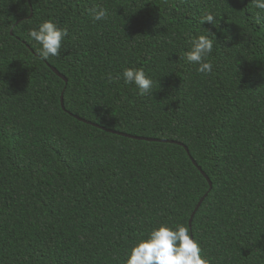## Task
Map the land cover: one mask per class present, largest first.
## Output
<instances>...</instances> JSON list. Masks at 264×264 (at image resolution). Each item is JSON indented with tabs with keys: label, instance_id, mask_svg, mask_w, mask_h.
<instances>
[{
	"label": "trees",
	"instance_id": "trees-1",
	"mask_svg": "<svg viewBox=\"0 0 264 264\" xmlns=\"http://www.w3.org/2000/svg\"><path fill=\"white\" fill-rule=\"evenodd\" d=\"M256 16L250 0H0V264H125L161 224L189 227L211 264H264ZM45 20L68 31L48 61L28 36ZM198 35L207 75L183 59Z\"/></svg>",
	"mask_w": 264,
	"mask_h": 264
},
{
	"label": "clouds",
	"instance_id": "clouds-1",
	"mask_svg": "<svg viewBox=\"0 0 264 264\" xmlns=\"http://www.w3.org/2000/svg\"><path fill=\"white\" fill-rule=\"evenodd\" d=\"M250 5L264 13V0H250ZM93 21H100L108 16V10L102 6L90 9ZM257 24L264 23V16L255 17ZM205 22L215 25L216 17L212 12H205L199 18V23ZM15 26H10L14 31ZM66 28H60L52 20H45L37 28L31 29L28 36L40 47L37 55L42 61L60 55L62 41L67 37ZM190 47L185 52L183 59L196 66L202 74H210L213 64L208 57L213 51L214 41L207 35L194 36L189 41ZM125 84H133L140 96L149 94L154 81L146 75L143 68L125 67L120 74ZM199 242L190 235L189 227L176 225L174 228L165 224L153 228L147 238H141L126 254L125 264H211V260L202 257Z\"/></svg>",
	"mask_w": 264,
	"mask_h": 264
},
{
	"label": "water",
	"instance_id": "water-1",
	"mask_svg": "<svg viewBox=\"0 0 264 264\" xmlns=\"http://www.w3.org/2000/svg\"><path fill=\"white\" fill-rule=\"evenodd\" d=\"M53 71L60 77H62L64 80H66L55 68H53ZM66 83H67V80H66ZM61 102H62V107L64 108L65 104H64V94L62 95V99H61ZM118 135H121V136H125L127 138H131L133 140H139V141H150V142H155L156 140H151V139H144V138H138V137H131V136H128V135H123V134H120V133H117ZM180 145V144H179ZM181 146V145H180ZM195 163V162H194ZM196 164V163H195ZM201 171V169H200ZM203 173V172H202ZM204 177L206 179L207 176L205 175V173H203ZM209 180V179H208ZM210 182V181H209ZM210 186L212 187V183L210 182ZM203 201L204 199L199 203V205L197 206L195 212L193 213L192 217H191V220H190V228H192V223H193V220L198 212V210L200 209V207L202 206L203 204Z\"/></svg>",
	"mask_w": 264,
	"mask_h": 264
}]
</instances>
